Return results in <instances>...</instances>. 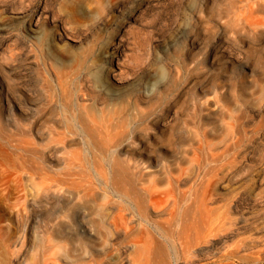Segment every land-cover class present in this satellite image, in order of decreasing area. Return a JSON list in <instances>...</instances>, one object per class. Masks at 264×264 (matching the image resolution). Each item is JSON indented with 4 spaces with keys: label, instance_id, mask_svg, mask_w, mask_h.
I'll list each match as a JSON object with an SVG mask.
<instances>
[{
    "label": "rangeland",
    "instance_id": "rangeland-1",
    "mask_svg": "<svg viewBox=\"0 0 264 264\" xmlns=\"http://www.w3.org/2000/svg\"><path fill=\"white\" fill-rule=\"evenodd\" d=\"M234 1L0 0V27H5L0 30V87H8L0 90V110L5 93L13 105L20 100L27 106L31 101L39 105L44 93L52 91L54 79L72 88L82 73L117 96L116 107L122 112L132 110L131 91L138 87L160 90L154 107L161 114L176 109L173 120H167L160 135L138 153L157 160L152 164L158 170L147 176L144 186L168 189L169 174L179 179L163 210L149 211L147 218L160 221L158 234L152 231L164 241L166 264H221L226 250L240 249L241 243L252 245L264 220V12L252 17L260 24L253 29L252 18L244 17V0ZM37 8H44L48 16L30 27V14ZM133 12L134 18L122 28ZM58 24L66 28V37H59ZM117 41L124 53L119 82L109 76ZM213 42L224 48L226 59L236 60L235 65L203 74L200 66ZM165 82H171L168 88ZM181 86L187 88L176 99L175 90ZM196 87L207 88L201 99L216 101L207 116L197 112L190 98ZM11 121L0 117V198L7 188L13 201L20 188L31 191L34 183L20 169L24 165L29 172L32 158L14 149L17 136ZM16 176L22 179L15 189ZM203 198L209 209L206 220L215 228L208 241L195 243ZM82 203L84 208L93 206L91 200ZM8 209L6 201H0V213L7 217L0 264H13L14 259V264H33L32 258L37 256L38 261L43 253L36 248L40 228H25ZM184 209L186 215L191 212L188 219H182ZM39 217L45 219V213ZM179 224L187 228L180 226V231ZM125 252L123 257L132 256Z\"/></svg>",
    "mask_w": 264,
    "mask_h": 264
},
{
    "label": "bare ground",
    "instance_id": "bare-ground-1",
    "mask_svg": "<svg viewBox=\"0 0 264 264\" xmlns=\"http://www.w3.org/2000/svg\"><path fill=\"white\" fill-rule=\"evenodd\" d=\"M263 1L244 0L243 16L252 18L256 13L264 12ZM232 2L235 3L234 0ZM43 9H33L29 17L30 27L36 25L41 17L48 16ZM134 14L128 15L122 28L127 26L129 19L134 18ZM249 20L252 28L260 25L254 18ZM58 25L59 37H66V28L63 24ZM4 28L0 27V30ZM118 41L113 46L115 55L109 76L119 82L123 70L120 62L124 53L123 45ZM214 42L200 66L203 74L235 65L236 60L226 59L224 48L216 46L218 43ZM170 84L165 82L164 88ZM7 88L0 87V90L6 91ZM186 88L177 87L174 98L178 99ZM205 91L207 88L204 87L192 88L190 98L196 104L197 112L207 116L216 101L201 99ZM131 94L133 108L122 112L116 107L117 96L106 92L88 74L82 73L77 86L72 88L54 79L52 91L44 93L39 105L31 101L27 106L25 101L21 104V100L13 105L6 93L2 96L0 117L12 120L14 124L13 133L17 136L14 149L31 155L30 171L26 172L27 167L23 163L20 169L34 185L31 191L20 188L21 194L15 196L13 201L9 200L10 190L5 186L9 191H5L0 201H6L14 218L19 223L23 221L25 228L34 225L40 228L41 238L35 234L39 238L36 248L43 253H38V256L41 255L38 261L37 256H33V264H152L154 261V264H166L164 241L157 239L152 231L158 234L160 221L152 223L147 218L150 217L149 211L157 213V210H163L165 201L178 189L179 179L169 174L168 189H159L156 184L144 186L146 178L158 170L152 164L157 160H152L148 153L145 157L138 156V153L153 137L160 135V127L166 126L167 120H173L177 113L176 109L168 108L164 115L160 113V108L154 107L160 100V90L146 92L138 87ZM149 124L154 125V130L148 131ZM19 179L22 177L16 176L13 182L15 187L12 188L20 185ZM85 200L93 202L92 208L96 206L97 216L92 208L83 207ZM208 210L207 201L203 198L198 212L200 227L195 238L191 235L194 238L192 242L205 243L215 228L208 222ZM42 213H45V219L39 217ZM184 213H181L184 216L182 219L191 215L188 210L189 214L186 215V210ZM6 219L0 213V255L5 246L1 233L7 227V224L4 225ZM182 224H179V229L180 226L184 228ZM140 231L141 235L138 234ZM255 236L251 246L247 245V241L246 244L241 243L240 249L226 250L221 264H264V220ZM128 250L132 256L127 254V257H123ZM152 257L158 259L152 260ZM12 262L16 263L15 259Z\"/></svg>",
    "mask_w": 264,
    "mask_h": 264
}]
</instances>
